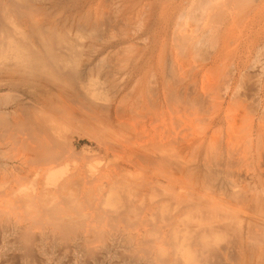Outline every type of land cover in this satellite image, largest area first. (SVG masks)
<instances>
[{
  "label": "bare ground",
  "instance_id": "bare-ground-1",
  "mask_svg": "<svg viewBox=\"0 0 264 264\" xmlns=\"http://www.w3.org/2000/svg\"><path fill=\"white\" fill-rule=\"evenodd\" d=\"M244 1L0 0L1 260L157 264L156 234L159 264H264V0ZM155 163L179 188L146 194Z\"/></svg>",
  "mask_w": 264,
  "mask_h": 264
},
{
  "label": "rangeland",
  "instance_id": "rangeland-1",
  "mask_svg": "<svg viewBox=\"0 0 264 264\" xmlns=\"http://www.w3.org/2000/svg\"><path fill=\"white\" fill-rule=\"evenodd\" d=\"M247 1L248 0H245L244 1V3H246L244 6H243V8L241 9V12H243V16L245 15L246 16V13H247V18L249 19V17L251 18L254 14L253 13H255V12H253V10H252V8H251V5L250 4H248V6H247ZM250 1V0H249ZM259 2H262L261 0H259ZM249 3V2H248ZM250 7V8H249ZM247 8H248V12H246V10H247ZM244 9H245V11H244ZM252 10V12H251V14H249L250 12L249 11H251ZM253 14V15H252ZM250 15V16H249ZM252 15V16H251ZM242 19H246V17H242ZM244 20H242V22H241V27L243 26V29H244V27L246 26V24H247V22H248V20H246V21H244ZM244 22V23H243ZM246 23V24H245ZM244 24H245V26H244ZM242 29V28H241ZM262 33H261V35L260 36H263V37H261V39H260V37H258L259 39L258 40H260V42H261V40L262 41H264V31L262 30L261 31ZM259 36V35H258ZM256 52H254V54H255ZM66 128V127H65ZM71 129V128H70ZM70 129H67L66 128V130L65 129H63V130H60L61 131V135L62 136H66V137H68V135H71V133H73L72 132V130L74 129H72L71 131H68V130H70ZM65 130V131H64ZM203 131V128H201V130L200 129H189V130H182V129H178V128H175V129H173L171 132H172V137L173 138H181V137H183V136H185L184 134H187V135H193V137H195L194 139H195V141H197V142H199L200 141V138H201V132ZM63 132V133H62ZM76 132H77V130H75V132L73 133V134H76ZM76 137H77V134L75 135ZM75 136H71V137H74L75 139H76V137ZM231 138H232V131L227 127V128H225V129H223V131H220V132H216V133H212V132H210V131H208V135H207V148H209V149H213L214 147H219L220 145H226L230 140H231ZM194 141V142H195ZM86 142V143H85ZM197 142H195V143H197ZM82 145H85V144H87V141H82V143H81ZM191 153H193V150L191 149V150H189V151H187L185 154H186V156L188 157V158H191ZM189 155H190V157H189ZM62 161H64L63 159H61ZM60 160V161H61ZM60 161H58V162H60ZM60 162L58 165H60V164H62L63 162ZM56 163V162H55ZM55 163H53L52 164V166H51V168L53 169V167H55V166H57V163H56V165H54ZM159 164L160 163H157V165H156V163H155V165H145V167H144V171H143V177H144V185H145V190H146V194L148 195H150V197H152V193H151V189L152 188H150V186H148V184L150 183V184H152V185H157V188H159V190L160 189H162L163 190V188H160V187H158V180L159 179H163L164 180V182H162V183H164V184H166V185H168V184H171L172 186H176V187H178L179 188V184L181 183V181H180V177H178V176H175V177H172L170 180H167L166 179V174H168V176H169V173H164V172H162V169L160 168V166H159ZM93 166H94V168H98V163H95L94 162V164H93ZM151 198H146V200H147V202H148V204H146V205H149L150 203H149V200H150ZM158 235L156 236V234H154V237H152V241H151V246L152 247H154V248H151V249H155V251H154V253H152L151 255H153V258H155L156 260V263L157 264H159V257H160V255L158 254V249H156V248H158V246H159V242H158ZM225 245V244H224ZM135 254H133V253H131V254H133V256L131 255L129 258H128V256H126L125 257V254L124 255H122V256H124V257H121V258H119L118 260H113L114 262V264L115 263H117V264H124V262L126 261V263L125 264H135V263H132V262H134V261H137V259H140L139 258V255H138V253H140V252H134ZM137 253V254H136ZM127 254V253H126ZM129 254V253H128ZM135 255V256H134ZM138 255V256H137ZM12 256H10V258H8V259H10V260H8L7 259V261H8V263H9V261L12 263V262H14L13 260H15L16 262V264L18 263V264H21V262L20 261H22L21 259H20V256H18V255H16V256H13V259L11 258ZM217 258H218V256H216ZM221 259H222V261L224 260L221 256H219ZM233 258V256H230V258ZM16 258V259H15ZM131 258V259H130ZM133 258V259H132ZM215 259V257L214 258H209V261H206V258H200V259H202V261L201 262H198V261H200V259H195V264H200V263H202L203 262V260L205 261V263L206 264H218V263H221V262H219V260L221 261V259ZM231 258V261L232 262H234L235 260V258H233L232 259ZM17 259H18V261H17ZM34 259H37V258H32L31 260H29L30 261V263H32V264H35V263H37V264H39V263H41V264H43L42 263V261L41 260H39V258L37 259V261L36 260H34ZM126 259V260H125ZM20 260V261H19ZM32 260L34 261V262H32ZM39 260V261H38ZM125 260V261H124ZM127 260H128V263H127ZM185 260H187L186 258H185ZM207 260H208V258H207ZM216 260H218V262L216 261ZM3 261V262H2ZM7 261L6 262H4V260H1L0 259V263L2 264H8L7 263ZM210 261H211V263H210ZM39 262V263H38ZM11 263H9V264H11ZM15 263H12V264H15ZM204 263V262H203ZM225 263V262H224ZM223 262H222V264H224ZM193 264V263H192ZM231 264V263H230Z\"/></svg>",
  "mask_w": 264,
  "mask_h": 264
}]
</instances>
